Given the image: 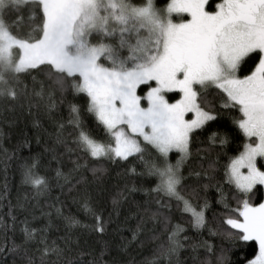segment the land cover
<instances>
[{
    "label": "snow or ice",
    "instance_id": "snow-or-ice-1",
    "mask_svg": "<svg viewBox=\"0 0 264 264\" xmlns=\"http://www.w3.org/2000/svg\"><path fill=\"white\" fill-rule=\"evenodd\" d=\"M0 111V264H264V0H0Z\"/></svg>",
    "mask_w": 264,
    "mask_h": 264
},
{
    "label": "trees",
    "instance_id": "trees-1",
    "mask_svg": "<svg viewBox=\"0 0 264 264\" xmlns=\"http://www.w3.org/2000/svg\"><path fill=\"white\" fill-rule=\"evenodd\" d=\"M160 3H165L166 0H159ZM33 118L27 113L23 115H16L11 112L0 111V149H7L8 155L12 156V159L8 161L7 169V181L9 185V199L15 203V199L18 195L23 194L24 188L20 184V169L19 165L24 158H27L30 154H35L42 150V145L45 140H48V133L53 131L50 123L47 120L42 121L43 128L38 130L33 126ZM46 128L47 132H44L43 129ZM37 136L40 137L41 143L36 142ZM28 139L29 144L27 147L18 146L25 140ZM18 148V151L16 149ZM235 145L229 149L230 154H235L234 151ZM4 167V155L0 153V186L4 182V173L2 171ZM114 167V166H113ZM112 179L107 180L106 182V191L102 193L98 207L103 210L104 214L107 215L108 212L112 210V199L113 196L117 193L119 182L115 177V172L111 173ZM132 199L136 201H141L143 199L142 193H135L132 196ZM130 205L123 204L120 208V219L123 220L124 216L128 214V209ZM73 213H76V206L72 205L70 209ZM7 209L0 207V214L6 212ZM78 218L82 222L90 223V219H86L83 213L78 214ZM134 221H129V226H133ZM112 227L111 225L109 226ZM125 235H129L126 231ZM205 238H207L205 234ZM87 239L88 243L84 244L83 241ZM82 247L95 246V241L92 235L82 236ZM151 245H145L143 248L136 249L133 251L132 255L137 259L141 260L150 256ZM251 250H249V254ZM183 258V257H182Z\"/></svg>",
    "mask_w": 264,
    "mask_h": 264
}]
</instances>
